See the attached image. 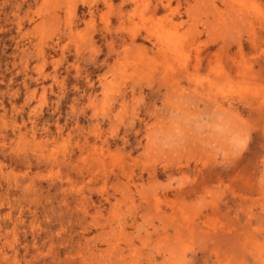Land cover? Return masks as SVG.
<instances>
[{
  "label": "rangeland",
  "instance_id": "374dc122",
  "mask_svg": "<svg viewBox=\"0 0 264 264\" xmlns=\"http://www.w3.org/2000/svg\"><path fill=\"white\" fill-rule=\"evenodd\" d=\"M0 264H264V0H0Z\"/></svg>",
  "mask_w": 264,
  "mask_h": 264
}]
</instances>
